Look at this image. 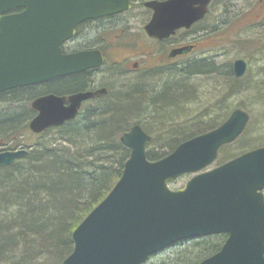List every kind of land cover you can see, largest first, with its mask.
I'll return each mask as SVG.
<instances>
[{
	"label": "water",
	"instance_id": "water-1",
	"mask_svg": "<svg viewBox=\"0 0 264 264\" xmlns=\"http://www.w3.org/2000/svg\"><path fill=\"white\" fill-rule=\"evenodd\" d=\"M210 1H147L154 12L144 31L163 38L189 28L205 15ZM130 7L129 0H0V93L100 67L102 52L64 54L61 44L74 36L78 23ZM15 8L22 10L7 13ZM248 66L246 59L236 58L235 76L243 77ZM106 91L38 95L31 100L36 114L29 128L42 133L72 120L84 100ZM248 120L249 114L236 108L219 127L183 141L155 161L146 155L151 136L133 124L120 138L130 150L122 174L72 232L74 247L63 264H144L179 240L216 233H226L225 242L198 264H264V145L204 170ZM27 152H0V168ZM186 174L193 176L182 187L170 188V180Z\"/></svg>",
	"mask_w": 264,
	"mask_h": 264
},
{
	"label": "trees",
	"instance_id": "trees-1",
	"mask_svg": "<svg viewBox=\"0 0 264 264\" xmlns=\"http://www.w3.org/2000/svg\"><path fill=\"white\" fill-rule=\"evenodd\" d=\"M213 67L211 61L202 60L183 70L173 66L158 68L167 80L160 90L150 76L139 78L123 90H109L84 107L75 119L36 135L26 147L25 156L0 169V264H39V255L63 264L73 250V230L106 197L122 174L130 150L121 142V135L135 121L147 128L138 120L158 112L157 102L177 99L174 92L183 89L187 77L211 74ZM228 77L234 85L243 78L231 74ZM85 85V74L79 73L0 93V100L8 104L0 112V139L8 137L6 140L12 141L0 151L24 144L21 136H32L25 130L35 114L29 105L33 98L48 92L65 94ZM226 116L200 128L164 130L163 146L159 150L147 149L148 159L162 158L182 141L219 126ZM214 236L218 238L212 243L197 242V237L182 240L192 239V243L149 264H198L219 250L226 238L225 234Z\"/></svg>",
	"mask_w": 264,
	"mask_h": 264
},
{
	"label": "rangeland",
	"instance_id": "rangeland-1",
	"mask_svg": "<svg viewBox=\"0 0 264 264\" xmlns=\"http://www.w3.org/2000/svg\"><path fill=\"white\" fill-rule=\"evenodd\" d=\"M142 20L143 16H140L138 21L133 20L121 29L126 34L124 40L133 44L141 43L144 39L147 40L142 30L144 25ZM200 28L207 31L195 52H192L181 62L168 65V67L173 66L176 70H183L187 69L189 64L208 60L213 63L215 72L187 77L183 89H177L174 92L177 99L157 102L158 109L156 111L158 112L138 121L147 125V128L144 125L143 128L152 137L148 149L159 150L164 144V138L162 139L164 130L184 127L187 129L193 126L200 128L218 117L230 115L235 107L243 108L250 114L244 132L236 141L224 145L220 149L218 158L207 167V169H211L240 153L264 144V0H213V7L207 19L187 32L186 39L191 38ZM109 30L106 33L108 62L100 71V81L104 86H107L110 92L115 93L136 84L139 78L150 76L151 82H156L157 89L160 90L164 81L167 80L162 77L165 74L164 71H158L156 65L162 64V52L168 44L158 46L156 49H152L149 44L148 49L145 50L154 51L153 58L145 59L139 56L130 59L144 63L146 67L153 66L150 70L156 69L155 72L149 74L147 71L150 70L145 68L137 72L125 73L122 65L115 64L116 48L110 47V39L115 31ZM158 48H160L159 52ZM121 50L120 55L129 56L132 52L131 49L125 47H122ZM239 57L246 59L249 67L241 82L234 85L231 78L228 81L223 77V72L227 71L230 64ZM116 71L123 73L119 74ZM6 107L8 104L0 100V112H3ZM29 121L30 119L27 123ZM25 131L32 136L29 139L28 135L21 136L20 138L24 139L25 143L16 145L9 150L27 147L32 140L36 139V134L32 133L29 127ZM7 138L0 139V148L12 144V141L6 140ZM20 138L17 140H21ZM191 176L192 174L184 175L173 180L169 185L172 189L180 188ZM0 220L2 219L0 218ZM197 238V242L212 243L218 237L211 235ZM191 240L179 241L175 243L176 245L172 244L164 248L153 255L146 264H149L153 259H162L167 253L183 249L192 243ZM20 250H24V247ZM38 258L41 260L38 262L39 264H55L48 261L46 256L39 255Z\"/></svg>",
	"mask_w": 264,
	"mask_h": 264
},
{
	"label": "flooded vegetation",
	"instance_id": "flooded-vegetation-1",
	"mask_svg": "<svg viewBox=\"0 0 264 264\" xmlns=\"http://www.w3.org/2000/svg\"><path fill=\"white\" fill-rule=\"evenodd\" d=\"M147 1L151 0H130L131 7L125 11H121L118 13H114L111 15H105L97 18H90L86 19L76 26V33L75 35L68 41L62 44L63 52L64 53H76L79 51H100L104 55V63L101 67H92L87 68L85 70H82L77 73L64 75L58 78H63L65 76H71L79 73H84L86 78V85L81 90H76L72 92H67L65 94L60 95H70L72 93H76L79 91H95L99 88L106 87L108 90L105 93L94 95L86 100H84L81 104L80 111L89 105L92 102L97 101L101 97L107 95L109 93V88L107 86H104V84L100 81V71L103 69V67L108 62V54L106 50V42H107V36L106 33L110 31H115L113 36H111L110 39V47L116 48L115 52H117V57L115 58V64L122 65L125 73H132L137 72L142 69L150 70L153 68V66H145L144 63H141L137 60L131 61L130 59L141 56L142 58H153L154 51H146L145 49H148L149 44L152 46V49H156L158 46H163L164 44H168L164 48L162 52V64L156 65L157 68L165 69L168 67V65L179 63L182 60H184L187 56H189L192 52H195V50L199 47V42L201 41L202 37L205 36V32L207 30L200 28L197 30L195 34L192 35L191 38L186 39V33L192 30L194 26L197 24H200L204 20L207 19V17L210 14V11L213 7V0L210 2L208 6V11L205 17L195 22L193 25H191L189 28L180 27L176 29L173 33H171L167 37L163 38H157L146 35L144 31V26L146 23L149 22V20L152 18L153 15V9L148 7L146 5ZM157 1H164V0H157ZM19 11V10H13ZM137 11V12H136ZM143 14V15H142ZM143 16V32L145 35V38L143 42L138 43H131L130 41L124 40V36L126 35L121 29L130 24L133 20H139V17ZM188 46H191V50L188 53H179L173 56H170V53L174 50L180 51L181 49L187 48ZM122 47L131 49V54L129 56L127 55H120L122 52ZM158 48V52L160 51ZM180 49V50H179ZM53 79V80H55Z\"/></svg>",
	"mask_w": 264,
	"mask_h": 264
},
{
	"label": "bare ground",
	"instance_id": "bare-ground-1",
	"mask_svg": "<svg viewBox=\"0 0 264 264\" xmlns=\"http://www.w3.org/2000/svg\"><path fill=\"white\" fill-rule=\"evenodd\" d=\"M116 72H118L119 74H122V73H123V72H121V71H116ZM214 72H215V71H214ZM230 74H231L234 78H238V79H240L239 77L235 76V74H234V72H233V62L230 64V68L227 69V71L223 72V77L227 78L228 81H229V77H228V76H229ZM227 75H228V76H227ZM105 88H106V87H105ZM106 89H107V88H106ZM107 90H108V89H107ZM106 92H107V91H106ZM236 108H240V107H235L234 109H236ZM234 109H232V111H233ZM241 109H243V108H241ZM243 110H244V109H243ZM232 111H231V113H232ZM245 111H246V110H245ZM246 112H247V111H246ZM231 113H230V115H231ZM247 113L249 114V112H247ZM34 115H35V114H34ZM34 115L30 118V121H31V119L34 117ZM230 115H228V116L226 117V119H227ZM249 115H250V114H249ZM226 119H225V120H226ZM225 120H224V121H225ZM30 121H29V122H30ZM224 121H223V122H224ZM29 122H28V124H29ZM223 122H222V123H223ZM133 123H136V121L133 122ZM222 123H221V124H222ZM221 124H220V125H221ZM220 125H219V126H220ZM219 126H217V127H219ZM52 127H55V126H52ZM49 128H51V127H49ZM49 128H48V129H49ZM238 138H239V136H238ZM182 142H183V141H182ZM182 142H181V143H182ZM179 144H180V143H179ZM179 144H178V145H179ZM178 145H177V146H178ZM177 146H176V147H177ZM176 147H175V148H176ZM175 148H174V149H175ZM174 149H173V150H174ZM173 150H172V151H173ZM172 151H171V152H172ZM171 152H169V153H171ZM169 153H168V154H169ZM168 154H166L165 156H167ZM165 156H163V157H165ZM163 157H162V158H163ZM159 159H161V158H159ZM159 159H157V160H159ZM122 171H123V170H122ZM72 240H73V239H72ZM73 244H74V242H73ZM73 247H74V245H73ZM71 252H72V251H71ZM66 257H67V256H66ZM66 257H65V258H66Z\"/></svg>",
	"mask_w": 264,
	"mask_h": 264
}]
</instances>
